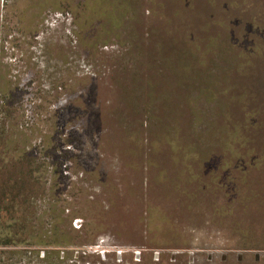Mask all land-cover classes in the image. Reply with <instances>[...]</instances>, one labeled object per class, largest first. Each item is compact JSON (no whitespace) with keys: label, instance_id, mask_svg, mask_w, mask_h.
Segmentation results:
<instances>
[{"label":"rangeland","instance_id":"rangeland-1","mask_svg":"<svg viewBox=\"0 0 264 264\" xmlns=\"http://www.w3.org/2000/svg\"><path fill=\"white\" fill-rule=\"evenodd\" d=\"M62 1L0 0V81L14 90L7 104L16 102L9 108L3 102L6 107L0 108V121L7 132L17 122L32 144H40L38 150L49 152L47 159L58 172L47 181L41 178L45 164L37 156L40 170L32 175L39 196L45 198L39 213L63 212L62 217H68L66 230L78 235L80 242L68 247L0 246V264H48L41 259L46 249L57 251L50 253L51 261L68 257L64 264L72 260L75 264H264V36L252 34L251 65L247 72L236 73L230 87L235 98L223 104L217 94L204 93L206 97L201 98L199 91L190 94L185 84L189 76L177 63L184 56L170 49L167 34L183 33L188 24L185 15L172 16L175 9L168 6L171 10L166 9L164 23L149 18V8L140 10L136 4L137 20L126 32L117 33L121 40L134 36L140 48L134 51V63L114 41H100L93 59L87 61L77 45L76 17L85 21L95 0L83 7L79 0L67 6ZM248 1L249 16L241 15L256 18L264 30V0ZM162 24L166 31L160 32ZM241 32L239 27L237 33ZM96 40L88 38L91 43ZM112 63L116 72L109 74ZM91 81L96 111L103 107V114L105 106L119 104L105 118L103 135L97 140L100 146L92 147L89 139L72 136L73 125L67 122L71 115L66 110L74 89L83 93L78 102H85ZM133 89L132 100H153L148 117L138 114V109L125 108L127 92ZM123 116L129 119L127 131ZM196 118L202 120L199 125L192 124ZM176 119L193 129L185 138L197 144L175 153L161 146L155 135ZM229 119L235 124L233 132L247 141L237 154L243 163L251 164L230 174L236 187L232 197L224 193L223 178L229 170L213 168L238 161L235 149L221 146L224 133L231 130L222 121ZM148 139L159 144L154 151L146 145ZM54 141L58 147H50ZM192 155L208 165L198 167L188 159ZM79 157L90 168L78 163ZM180 159L188 162L189 170L180 165ZM186 174L200 180L187 186ZM198 185L207 187L203 195ZM11 221L6 217L3 224L0 219V232Z\"/></svg>","mask_w":264,"mask_h":264},{"label":"trees","instance_id":"trees-1","mask_svg":"<svg viewBox=\"0 0 264 264\" xmlns=\"http://www.w3.org/2000/svg\"><path fill=\"white\" fill-rule=\"evenodd\" d=\"M66 6L68 3H73V0L62 1ZM91 0H79V7L90 4ZM170 3V4H169ZM140 6V10L145 7L149 8V18L151 19H162L165 23L166 9L169 7L174 8L172 16L178 14L185 15L187 17L188 24L185 27L183 33L181 30L168 32V38L170 39L171 51H177L182 53L184 59L177 63L185 70L186 76H189L188 82L185 84L188 86V90L192 96L194 92L199 91V97H206L205 94H217L219 103L225 104V102H231L235 97V91L231 90L230 87H234L235 75L238 71L247 72L251 65V58L254 48L252 34L256 32V35L264 36V30L256 21V18L252 16L244 17L241 14L249 16L248 11V0H95L94 4L89 7L90 15L83 20L76 17V23H78L79 31L76 34L77 45L82 48L81 52L85 53L86 60L90 61L93 59L95 52L97 51L98 43L103 41H114L117 45L122 47L125 52L127 60H131L134 63L135 57L133 56L134 51L140 50L139 45L135 43L134 36L125 37L123 40L119 38L118 30L127 31L130 27L131 22H135L140 14L137 5ZM169 6V7H168ZM171 10V8H169ZM240 9V11H239ZM168 21V20H167ZM82 22V23H81ZM242 28L241 33L238 32V28ZM160 32L166 31L163 24L160 25ZM167 33V32H166ZM130 35V34H129ZM88 38H96L94 42H89ZM116 40V41H115ZM102 42V43H103ZM160 44H165L160 42ZM86 51V52H85ZM73 53V52H72ZM78 57V52L75 53ZM70 57V55H68ZM76 57V56H75ZM66 59V57H65ZM81 60V58H79ZM129 61L127 63L129 64ZM110 65L109 74L116 72L117 66ZM70 71V67H68ZM106 73V72H104ZM118 74V73H117ZM226 78H225V75ZM3 75H0L2 78ZM203 84H198V82ZM85 83V82H84ZM212 85L210 89L205 85ZM88 87L85 94V102H78L81 99V92L78 89H74L69 95L71 96L70 105H67L69 120L68 125L77 126L78 132L75 133L73 126L71 127L72 136L77 139H89V145H98L97 140H101V134L103 135V128L106 126V119L119 107V104L113 103L105 106L103 114V107H95V88L93 82H88ZM118 85V84H117ZM117 85H113V88L117 89ZM230 89V90H228ZM13 88L9 85L5 86L0 81V108L4 109L11 107L16 102L7 104L13 95ZM126 90L128 98L123 102L129 107V111L138 109V114L149 116V106L152 105L153 100H147L145 102L140 100H132L129 96L132 95ZM124 92V90H123ZM228 93H230L229 96ZM125 93L123 98L125 99ZM215 95L214 97L217 98ZM222 96V97H221ZM229 100V101H228ZM7 101L6 104H3ZM73 103V105H72ZM122 104V105H124ZM6 105V106H5ZM225 106L223 105V108ZM127 110V111H128ZM123 121H127L124 130L129 129V119L123 116ZM161 120V119H159ZM197 120V121H196ZM162 121V120H161ZM193 121V120H192ZM195 121V122H194ZM194 123L199 125L202 120L198 118L194 119ZM157 122V121H156ZM160 122V121H159ZM170 128H165L160 132H157L155 136L161 139V146L166 145L171 149L175 150V153L179 150L186 148L187 146L194 147L197 141H189L185 136H189V133L193 132L189 130L188 124L183 126L180 121L176 119L173 121ZM227 124L229 131L225 132L221 146L224 149H241L247 145L246 138L242 135L239 137L233 132L235 124L230 119L222 121ZM246 127V126H245ZM81 128V131H80ZM3 120L0 121V215L4 213V217H0L3 220V224L6 222V217L12 219L7 229L0 232V246H42V247H68L74 246V242L78 239V235L74 232L73 234L66 230V222L68 217H62V213L57 214L55 209L52 213H48L47 210L42 214L39 213L41 207L40 202L45 203L43 197L39 196V190L36 189V181L32 179V175L35 169L40 170L37 163L38 158L42 157V163L45 164V173L41 178H45L47 181L48 176L52 173L58 172L57 166L47 159L49 152H42L40 144H32L31 136L26 133V130L21 128L17 122H15L12 131L6 130ZM170 129V130H169ZM150 133L152 134V128L149 127ZM164 130L166 132H164ZM168 133V134H167ZM149 138H152V135ZM167 134V135H166ZM187 136V137H188ZM84 137V138H83ZM156 139V137L154 138ZM54 146L58 147L56 141L52 142ZM146 145L152 148L154 151L155 147L159 144L156 140L153 142L147 140ZM192 145V146H191ZM100 146V145H98ZM102 146V145H101ZM50 147L46 148L49 149ZM89 147V146H88ZM98 148L97 146H95ZM42 149H44L42 147ZM47 151V150H46ZM154 153V152H151ZM90 156L89 154H87ZM39 156V157H37ZM237 162L231 166L228 163H219L216 167L224 170L227 168V173L224 175L223 184L226 189L225 195L230 194L232 197L236 192L233 188L234 176L230 177V174H234L232 171L243 169L245 170L251 164H245L244 158L241 159V154L235 155ZM240 157V158H239ZM189 160L193 161L198 167L208 165L207 161L199 157L192 155ZM190 161V162H191ZM82 163L84 167L90 168V164L86 159L79 157L78 163ZM85 162V163H84ZM180 165L189 170V164L184 159H180ZM192 163V162H191ZM192 163V164H193ZM206 164V165H205ZM149 165H153L152 161H149ZM184 168V169H185ZM89 171V169H87ZM230 172V173H229ZM242 173V171L240 172ZM187 186L193 181L199 178L186 174ZM231 180H230V179ZM42 179V180H43ZM185 184V185H186ZM54 187L51 188L50 193H54ZM193 186H191L192 188ZM200 194L205 193V186L198 185ZM197 187V188H198ZM222 185H219L221 188ZM186 188H183V190ZM187 192V191H186ZM40 198V200H39ZM195 200V199H193ZM50 201H46L48 204ZM55 205L51 203L48 208ZM11 214L14 216L12 217ZM74 217V216H73ZM152 219V216L149 218ZM76 241V243L80 241ZM50 253H57L54 249H46L44 251L45 256L41 257L43 261L48 264H64L68 257L61 255L57 256L58 260L51 261L48 259ZM66 253V252H65ZM67 264V263H66ZM71 264V263H70ZM72 264L75 262L72 260Z\"/></svg>","mask_w":264,"mask_h":264}]
</instances>
